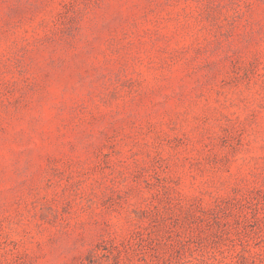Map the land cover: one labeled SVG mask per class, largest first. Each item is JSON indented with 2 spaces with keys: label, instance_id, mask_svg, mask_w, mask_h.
Wrapping results in <instances>:
<instances>
[{
  "label": "rangeland",
  "instance_id": "1",
  "mask_svg": "<svg viewBox=\"0 0 264 264\" xmlns=\"http://www.w3.org/2000/svg\"><path fill=\"white\" fill-rule=\"evenodd\" d=\"M0 264H264V0H0Z\"/></svg>",
  "mask_w": 264,
  "mask_h": 264
}]
</instances>
